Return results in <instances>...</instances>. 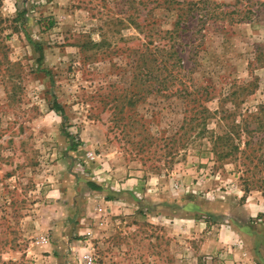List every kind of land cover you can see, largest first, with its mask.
Wrapping results in <instances>:
<instances>
[{
  "label": "rangeland",
  "instance_id": "rangeland-1",
  "mask_svg": "<svg viewBox=\"0 0 264 264\" xmlns=\"http://www.w3.org/2000/svg\"><path fill=\"white\" fill-rule=\"evenodd\" d=\"M148 43L212 113L264 105V0H0V264H264V191L134 97Z\"/></svg>",
  "mask_w": 264,
  "mask_h": 264
},
{
  "label": "trees",
  "instance_id": "trees-1",
  "mask_svg": "<svg viewBox=\"0 0 264 264\" xmlns=\"http://www.w3.org/2000/svg\"><path fill=\"white\" fill-rule=\"evenodd\" d=\"M182 20L183 17L180 21ZM166 35L170 42L176 38L173 32ZM149 46L150 43L140 54V72L135 77L146 85V95L143 97L141 93H137L134 96L137 101L148 95L159 97L163 102L173 101V104L182 101L185 106L184 117L177 131H198V135L208 136L216 162L234 166L235 173L239 175L245 193L242 200L252 191H264V105H260L256 113L248 112L243 115L239 113L238 103L232 101L233 109L222 107L212 113L205 105V101L210 100L208 88H198L191 83L180 53L175 50V43L169 47L153 49ZM38 51L42 59L43 52L41 49ZM235 88L230 94L233 98L241 89ZM204 95L206 98L202 100ZM54 110H61L57 103ZM213 118L217 119V130L208 128Z\"/></svg>",
  "mask_w": 264,
  "mask_h": 264
},
{
  "label": "built area",
  "instance_id": "built-area-1",
  "mask_svg": "<svg viewBox=\"0 0 264 264\" xmlns=\"http://www.w3.org/2000/svg\"><path fill=\"white\" fill-rule=\"evenodd\" d=\"M89 261L92 262V258L91 257H89Z\"/></svg>",
  "mask_w": 264,
  "mask_h": 264
}]
</instances>
